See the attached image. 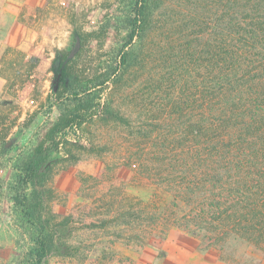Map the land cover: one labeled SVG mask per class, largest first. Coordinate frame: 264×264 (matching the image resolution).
I'll return each instance as SVG.
<instances>
[{
    "label": "trees",
    "instance_id": "trees-1",
    "mask_svg": "<svg viewBox=\"0 0 264 264\" xmlns=\"http://www.w3.org/2000/svg\"><path fill=\"white\" fill-rule=\"evenodd\" d=\"M166 3L113 0L89 29L71 22L80 45L73 55L62 51L47 121L8 184L27 240L16 264H48L69 223L58 220L51 206L63 163L78 152L101 155L106 149L127 158L129 181L154 188L148 200L126 193L121 198L120 238L128 245L162 242L172 232L196 238L200 250H219L229 262L234 260L223 248L231 239L264 253V0L190 2L187 18L157 46L167 66L152 85L167 101L157 112L147 111L161 121L146 129L133 123L118 99L129 97L125 87L151 54L147 40ZM32 9L42 11L24 2L20 16ZM101 46L107 49L101 64L88 66L89 54ZM17 60L0 67L13 96L0 102L3 151L19 120L10 106L36 86L31 72L5 73ZM100 123L128 129L104 134L95 128ZM6 188L0 176V190Z\"/></svg>",
    "mask_w": 264,
    "mask_h": 264
},
{
    "label": "rangeland",
    "instance_id": "rangeland-1",
    "mask_svg": "<svg viewBox=\"0 0 264 264\" xmlns=\"http://www.w3.org/2000/svg\"><path fill=\"white\" fill-rule=\"evenodd\" d=\"M112 2L46 0L43 6L30 4L41 7L42 11L27 10L21 17L22 7L7 6L6 0H0V67L1 64L9 65L10 60L16 58V64L7 67L5 73L13 75L15 69L22 73L31 72L36 84L28 91L29 98L18 97L10 106L12 116L18 115L19 120L11 131L5 150L0 149V176L8 187L0 190V264H16L17 254L27 243L8 199V184L17 175L19 160L32 149L47 121L53 101V98H48L56 90L62 51L71 54L76 46L71 22L76 20L89 29L98 23L101 14ZM178 2L167 0L158 10L155 30L147 40L151 54L141 62V69L130 79V87H125L129 97L121 96L118 99L122 108H127L133 123L136 121L142 128L150 129L152 124L160 123L157 115L149 116L147 111L154 109L157 112L167 101L163 90L153 88L152 83L156 80V74L162 78L167 66L165 61L162 63L157 51L158 44L175 24L187 18L186 9L193 8L189 5L192 0H186V5L185 0H180V4ZM18 8L17 21H11V15ZM106 52L104 46L95 48L88 56V66H99ZM3 58H7L6 61L3 62ZM6 82V78L0 74V102L6 97H13L12 92L6 90ZM130 96L133 100L129 99ZM137 103H144L147 110ZM124 126L100 123L95 128L104 134H125L128 127ZM126 161L127 158L121 153L106 149L101 155L78 152L71 163H63L55 179L51 206L58 220L65 219L69 223L62 227L48 264H181V256L189 253L194 245L199 252L220 257L219 250H200L198 240L183 233L178 235L171 232L165 241L144 247L128 245L120 238L125 227L120 218L122 196L126 193L148 200L154 191L152 186H138L128 180L125 175ZM109 200L113 202L112 205H108ZM223 254L234 260L230 262L232 264H260L264 257V253L237 239H231L225 245Z\"/></svg>",
    "mask_w": 264,
    "mask_h": 264
},
{
    "label": "crops",
    "instance_id": "crops-1",
    "mask_svg": "<svg viewBox=\"0 0 264 264\" xmlns=\"http://www.w3.org/2000/svg\"><path fill=\"white\" fill-rule=\"evenodd\" d=\"M22 3L17 2L16 0H6V5H15L21 8L23 6L24 2H27L29 4H33L36 6H43L44 3H46V0H25L21 1ZM19 8L16 13H13L10 17V20L17 21V17L19 14ZM17 9V8H16ZM179 257V256H178ZM181 264H232L228 261H224L220 259V257L209 253V252H199L197 249V246L194 245L190 249L189 253H185L181 256ZM260 264H264V257L261 260Z\"/></svg>",
    "mask_w": 264,
    "mask_h": 264
},
{
    "label": "water",
    "instance_id": "water-1",
    "mask_svg": "<svg viewBox=\"0 0 264 264\" xmlns=\"http://www.w3.org/2000/svg\"><path fill=\"white\" fill-rule=\"evenodd\" d=\"M79 45H80V42H79V40H77V42H76V46H75V49H74V51L71 53V55H73V54L76 52V49L79 47Z\"/></svg>",
    "mask_w": 264,
    "mask_h": 264
}]
</instances>
